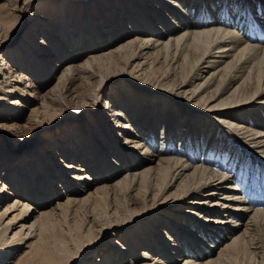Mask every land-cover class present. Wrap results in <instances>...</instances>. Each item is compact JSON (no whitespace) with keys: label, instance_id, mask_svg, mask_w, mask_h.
<instances>
[{"label":"bare ground","instance_id":"1","mask_svg":"<svg viewBox=\"0 0 264 264\" xmlns=\"http://www.w3.org/2000/svg\"><path fill=\"white\" fill-rule=\"evenodd\" d=\"M186 1L50 0L51 16L0 19V264H224L254 244L264 166L209 115L264 158V0H188L209 22ZM94 77L108 118L98 92L86 115L66 100Z\"/></svg>","mask_w":264,"mask_h":264},{"label":"rangeland","instance_id":"2","mask_svg":"<svg viewBox=\"0 0 264 264\" xmlns=\"http://www.w3.org/2000/svg\"><path fill=\"white\" fill-rule=\"evenodd\" d=\"M210 1H212V0H210ZM214 1H216V0H214ZM23 2H24V0H0V19H2L4 22L5 21L7 22V23L6 22L4 23L6 26L8 24L15 25L16 23H20V21H22V20H28V18L30 17V14L31 13H35L36 11H40L39 14H41V15L44 13L45 16H46V14L48 16H51V14H52V12H50V10H48V8H46V5L50 2V0H40L39 4L36 2V0H33L32 2L28 1V2H26V4H23ZM186 3L187 4H186L185 9H187V12H191L192 14L195 13L197 15V18H199L200 20L203 19V21L209 22V20H207V17L205 16L206 14L204 15V14L199 13L200 10H201L200 7L196 9V5H195L192 8V4H190L189 5L190 7H189L188 6V0L186 1ZM37 5L40 8L36 10V6ZM213 7L214 8L212 9V11L214 10L215 19L217 20L218 16H217L216 13H217L218 7H216V6H213ZM19 8L21 9V11L18 10ZM75 9L77 10L76 14L81 16L84 19V11H83L84 8H82V6H79L78 8H75ZM195 9H196V11H194ZM171 11L175 12L176 14L180 13V12L178 13L179 10H177V9L176 10H172L171 9ZM108 12L110 13V11H108ZM156 13H158V12L156 11ZM174 17H176V15H174ZM98 21H100V19ZM152 21H153V19H152ZM196 23H197V21H195V23L192 22L190 25H195ZM199 24H201V21L199 22ZM158 26H161V24H158ZM77 27H78V30H80V33L82 34V33L85 32L86 24H85V22H83V27H81V26H77ZM164 28H166V27H164ZM83 36H85V34ZM165 36H167V34H165ZM68 43L69 44L70 43L74 44V41L72 40V37L70 35L66 36V38L64 37L62 40L60 39V44L59 45H61L63 48H66ZM108 44H110V43H108ZM114 44H116V42ZM110 46L111 45H109V47ZM106 47L108 48V46H105L102 49H105ZM86 57H87L86 52H83L82 54L80 53V55L78 56V59L79 60H84V59H86ZM85 82H78L77 83V90H76L77 91V97L76 98H72L71 99V97L68 96V97H66V100L70 101V105L72 106V109L77 114L86 115L88 112L93 113V110H94L93 93L98 92V94H99L98 95L99 96V102H98V106H97V104L95 105L96 106V110H98V112H100L102 118H108L111 115L112 107H110V106L108 107V105H107V108L106 107L102 108V106L104 107V105H105V103H104L105 102V98L103 96L104 92L101 91L103 89L98 87L99 86V78L98 77H94V78H91V79H89L88 81H85ZM80 83H82V84H80ZM54 94H57V95H59L61 97H63L64 94L66 95V93L64 91L60 90V89L56 90L54 92ZM49 104L52 107L57 106L56 104L52 103L51 101H49ZM83 104H85V105H83ZM27 113H28V111H27ZM106 114H109V115H106ZM209 118L211 120V124L213 126L219 128V130L221 131L223 136L228 140V143L232 144L234 146V148H235L234 152H235L236 156H237V154H241V159H240L241 162H247V161L250 162V160H251V162L252 161L253 162L258 161L260 166L261 165L264 166V158H262L259 155L256 156L257 153L255 152V150L252 149V147L249 146L248 144H245L244 143L245 141L243 139H241L242 137L240 135L238 136L236 131L231 130L230 128L226 127V125L222 124V122H220V124H219V121L212 120V115H209ZM40 136H42V133L39 134V137ZM119 140H121V138H119ZM189 142H191V140L190 141L188 140V143ZM8 144H9V146L11 145V143H9V141H8ZM200 144H201V147H204V143H200ZM170 146H171V143H168L166 145L167 148H169ZM200 154L201 153H194V154L191 153V155H194V156L197 155V157H200ZM189 155H190V152H189ZM208 159H210V158H208ZM222 159L223 158L219 159L218 157L215 158V156L213 154V157L211 158V161L206 160V159H205V161H207L206 163H208L210 167H212L214 170L218 171L219 173L220 172H226L227 170H229V172H231L232 168L228 164L229 163H233L234 159L231 162L232 158L230 157V160L227 161L226 163L222 162ZM236 161H238V160H236ZM237 172L240 173L239 170ZM237 172H236V170H232V173H237ZM257 175H256L258 177L257 180L259 182L262 180L260 183H261V187H262V192H264V189H263V186H264L263 181H264V179L259 175V173ZM0 176L2 177L1 174H0ZM248 176L252 177L250 175H248ZM259 187L260 186H258L257 188H259ZM132 194L135 195L136 193L134 192ZM63 195L61 194V197L54 196L53 199H52L53 202H54V200H57L58 198H60V200H65L66 197L63 196ZM141 195L142 194L137 193V197H139L140 200L143 198V196H141ZM257 202H258V205H257ZM252 204H251L252 207H256V206L257 207H264V198L263 199L261 198V199H259V201H256V202H254ZM135 205L136 204L134 203V205H132L131 207H136ZM56 219H55L56 223H58V224L59 223H63V219H64L63 217H57ZM162 220L164 221V224H165L166 219L164 218ZM161 225H163V224H161ZM135 229H138V227L135 228ZM254 235H255L254 236L255 242H254V244H252L250 247L247 248V251L240 252L238 254L233 255L224 264H264V223H262V226L257 228V231L255 232ZM226 237H227L226 233H224V236L222 238L223 240H218L219 241L218 245L214 248L215 252H212V256L213 257L217 255V253L221 250V247H224L225 242L228 241V240H226ZM165 246L167 247L168 245H165ZM194 259H195V257H194ZM128 260H131V258L130 257H129V259L127 258V261Z\"/></svg>","mask_w":264,"mask_h":264}]
</instances>
